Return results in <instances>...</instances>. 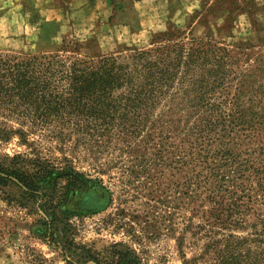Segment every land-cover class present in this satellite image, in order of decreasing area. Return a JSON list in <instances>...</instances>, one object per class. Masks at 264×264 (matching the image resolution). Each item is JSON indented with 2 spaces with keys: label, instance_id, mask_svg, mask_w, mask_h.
Listing matches in <instances>:
<instances>
[{
  "label": "trees",
  "instance_id": "1",
  "mask_svg": "<svg viewBox=\"0 0 264 264\" xmlns=\"http://www.w3.org/2000/svg\"><path fill=\"white\" fill-rule=\"evenodd\" d=\"M190 36L155 35L121 56L0 53V111L101 146L139 139L145 166L172 168L199 218L188 229L209 240L184 264H264V38ZM97 184L40 157L0 162V187L16 188L11 200L36 216L33 233L66 264H136L122 244L99 252L76 241L75 214L63 206ZM247 227L253 233H231Z\"/></svg>",
  "mask_w": 264,
  "mask_h": 264
},
{
  "label": "rangeland",
  "instance_id": "2",
  "mask_svg": "<svg viewBox=\"0 0 264 264\" xmlns=\"http://www.w3.org/2000/svg\"><path fill=\"white\" fill-rule=\"evenodd\" d=\"M170 32L186 41L193 34L226 44L258 43L264 38V0H0L1 54L121 56ZM22 122L0 111V162L40 157L73 166L99 185L75 189L63 206L75 214L78 243L99 252L122 244L136 264H184V255L190 261L201 255L209 240L188 229L198 216L177 194L172 168L143 164L139 139L101 146ZM17 193L0 187V264H66L63 253L33 233L36 216L11 200Z\"/></svg>",
  "mask_w": 264,
  "mask_h": 264
}]
</instances>
